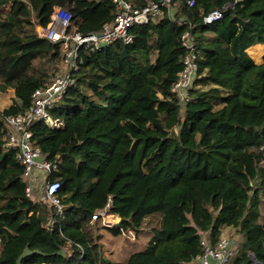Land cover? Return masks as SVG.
<instances>
[{"label":"trees","instance_id":"1","mask_svg":"<svg viewBox=\"0 0 264 264\" xmlns=\"http://www.w3.org/2000/svg\"><path fill=\"white\" fill-rule=\"evenodd\" d=\"M189 1L172 0L162 18L133 26L128 45L82 49L72 85L50 110L63 125L34 124L32 143L60 162L48 180L60 182L63 216L47 229L46 210L26 196L17 151L6 147L5 118L24 113L63 61L36 26L46 28L60 7L86 36L114 20L116 5L0 0V94H15L0 111V264H17L27 247L37 253L22 264H199L201 240L216 244L223 234L236 244L229 264H264V58L257 64L263 47L253 49L264 45V0ZM214 11L222 19L206 24ZM185 32L202 59L182 109L171 88L188 53ZM110 195L120 223L106 230L127 243L161 215L146 249L123 263L105 257L100 222L91 223Z\"/></svg>","mask_w":264,"mask_h":264},{"label":"built area","instance_id":"2","mask_svg":"<svg viewBox=\"0 0 264 264\" xmlns=\"http://www.w3.org/2000/svg\"><path fill=\"white\" fill-rule=\"evenodd\" d=\"M238 1L241 0H236V2ZM113 2L116 5L115 18L99 32L86 36L74 32L72 18L67 13L63 14V8L53 14L52 21L46 28L41 27L42 31H37L40 37H45L52 43L60 45L63 65L68 66L69 70L67 74L58 71L43 87L37 89L32 95L31 106L24 113L5 118L6 147L17 151V159L24 168L23 179L26 183V196L39 203L46 210L44 225L47 229H51L57 223L58 218L63 216L64 205L58 195L61 187L60 182L48 180L58 170L60 162L49 161L40 149L32 143L34 124L45 122L53 128H59L63 125L62 121L51 117L50 110L62 100L66 90L72 85L73 74L82 63V49L95 52L110 47L116 42L128 45L133 41L129 32L133 26L157 21L162 18L164 9L172 5V0L151 1L143 7L136 6L131 0H113ZM194 5V0L188 2L189 8ZM229 6L232 7L233 4ZM222 16L221 11H214L204 17V22L214 24L221 20ZM179 23L186 24V21ZM182 45L188 53L183 59L182 70L173 83L171 92L184 109L190 102L191 90L198 79L202 52L196 48L189 32L183 34ZM37 173L44 174L46 184L42 188L37 186L40 182V176ZM36 187L40 189L38 195L36 194ZM113 206V197L110 195L105 206L95 210L91 223L100 222L106 228L119 229L120 218L112 214ZM127 234L130 239L135 238L133 232H123L124 236ZM235 246L233 239L226 234H223L216 244H212L207 238H203L199 264H229L235 255ZM67 247L70 248L71 244L69 243Z\"/></svg>","mask_w":264,"mask_h":264},{"label":"rangeland","instance_id":"3","mask_svg":"<svg viewBox=\"0 0 264 264\" xmlns=\"http://www.w3.org/2000/svg\"><path fill=\"white\" fill-rule=\"evenodd\" d=\"M59 9H60V7L56 8L54 13H56ZM36 31H39L38 25L36 26ZM256 47H259V46H255V47H253V49H255ZM260 47H263V46H260ZM263 50H264V47H263ZM263 50H262V52H264ZM68 70H69L68 66L63 65V62H62L61 65L57 66L55 68V70H53V72H51L52 74L50 75V78L55 73H57L58 71L64 72L65 74H67ZM50 78H49V80H50ZM2 97L3 98H0V108L5 106L6 104H10L11 101L15 99L14 91L7 92ZM40 175H41L40 176V182L37 184V186L42 188L46 183H45L44 174L40 173ZM39 193H40V189L38 187H36V194L38 195ZM263 210H264V204H263ZM154 227H158V228L161 227V215L160 214H155L145 221L142 232L139 235L141 237V238L139 237L140 243L139 242L137 243V241H136L137 245L135 244L136 245V247H134L135 249L145 248L148 245V241H149L148 238L150 239V231ZM105 229H107V228L104 225H100L101 231H99V232L103 236L102 243L104 245L103 251H104L105 257L106 258L108 257L107 259H111V261L112 260H114V261H125V258H127V255L130 252L135 251V249L134 250L128 249L129 251L128 250L126 251L123 248V243H125L124 238L123 237L122 238L121 237L120 238L114 237L113 235L108 233V231ZM124 237L130 238V236H128V234H127V236H124ZM2 250H3V246H2V243L0 241V255L2 253Z\"/></svg>","mask_w":264,"mask_h":264},{"label":"crops","instance_id":"4","mask_svg":"<svg viewBox=\"0 0 264 264\" xmlns=\"http://www.w3.org/2000/svg\"><path fill=\"white\" fill-rule=\"evenodd\" d=\"M258 46H263L264 47V45H258ZM255 47V46H254ZM264 51V50H263ZM263 58H264V52H262V55H261V61H260V63H257L255 60V62L257 63V64H261L262 62H263ZM10 91H14V90H9L8 92H10ZM7 93V92H6ZM6 93H2V94H0V98H3L2 96L3 95H5ZM14 96H15V94H14ZM13 101L14 100H12L11 101V103L10 104H6L5 106H3L2 108H0V111H3V110H5V109H7L9 106H11L12 105V103H13ZM37 175L38 176H41L40 175V173H37ZM150 218V217H149ZM100 225H102V224H100ZM102 228V227H101ZM106 230V229H105ZM108 233H110V232H108ZM111 234V233H110ZM140 235V234H139ZM134 237L136 238V236H135V234H134ZM139 237L140 236H137V243L140 241V239H139ZM118 238V237H117ZM134 238V239H135ZM141 238V237H140ZM150 238H151V232H150ZM139 239V240H138ZM133 240V239H132ZM148 240H150L149 238H148ZM123 243V242H122ZM137 243H127V242H125V243H123V248L127 251L128 249L130 250V249H132V250H134L135 248L134 247H136V245H137ZM140 243V242H139ZM148 243H149V241H148ZM136 244V245H135ZM148 246V245H147ZM146 246V247H147ZM146 247L145 248H139V249H135V251H132V252H130L128 255H127V258H125V261H114V260H112V262H115V263H123V262H126L128 259H129V257L133 254V253H135V252H138V251H142V250H144V249H146ZM128 250V251H129ZM108 258V257H107ZM108 260H110L111 261V259H108Z\"/></svg>","mask_w":264,"mask_h":264},{"label":"water","instance_id":"5","mask_svg":"<svg viewBox=\"0 0 264 264\" xmlns=\"http://www.w3.org/2000/svg\"><path fill=\"white\" fill-rule=\"evenodd\" d=\"M37 251H31L28 247L24 250L23 254L18 258L17 260V264H22V261L24 258L30 256V255H33V254H36ZM253 260L255 261L254 257H252Z\"/></svg>","mask_w":264,"mask_h":264},{"label":"bare ground","instance_id":"6","mask_svg":"<svg viewBox=\"0 0 264 264\" xmlns=\"http://www.w3.org/2000/svg\"><path fill=\"white\" fill-rule=\"evenodd\" d=\"M38 30H39V31H42V30H41V27H38Z\"/></svg>","mask_w":264,"mask_h":264}]
</instances>
